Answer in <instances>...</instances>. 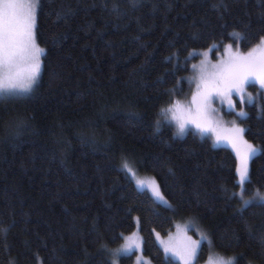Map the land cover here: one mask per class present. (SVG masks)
<instances>
[{"label": "trees", "instance_id": "1", "mask_svg": "<svg viewBox=\"0 0 264 264\" xmlns=\"http://www.w3.org/2000/svg\"><path fill=\"white\" fill-rule=\"evenodd\" d=\"M262 14L264 0H41L38 80L19 96L0 95V264H112L136 218L150 264H181L154 233L188 219L213 241L201 242L197 263L213 255L264 264V207L241 220L238 201L227 199L240 191L234 151L191 129L176 134L161 112L190 94L200 53L236 44L233 32L243 51L258 44ZM259 103L239 120L261 147L245 199L264 193ZM125 160L154 176L167 204L135 185ZM115 259L134 264L135 252Z\"/></svg>", "mask_w": 264, "mask_h": 264}, {"label": "snow or ice", "instance_id": "2", "mask_svg": "<svg viewBox=\"0 0 264 264\" xmlns=\"http://www.w3.org/2000/svg\"><path fill=\"white\" fill-rule=\"evenodd\" d=\"M40 4L41 0H0V94H3L4 98L29 92L37 82L41 70V56L44 53V49L40 48L37 43L36 34ZM56 15L58 19L62 18L60 13ZM63 18H67V13ZM230 35L236 38L235 42L239 49L240 41L244 37L236 32ZM225 53L227 59L210 67L205 61H202L200 66L192 65V72L198 75L196 91L192 95L187 116L184 115L185 109L180 101H170L169 107L162 108L161 112L171 113L172 119L177 124L176 134L183 135L186 126L191 124L199 132H212L217 141L224 139L231 145L238 161L236 174L240 191H232L227 195V199L238 201L237 212L240 219L243 220V213L247 208L253 205L264 207V193H261L259 189H256L251 196L245 199L248 191L247 185L251 183L249 161L261 151V147L249 143L245 139L247 129L241 127L236 120H233L228 128L219 127L218 122L213 119V113L216 110L212 105L214 98H219L222 103L227 101L229 108L234 110L233 95L235 94L239 96L242 105H253L259 101L260 111L264 112V91L258 92L255 97L245 92V85L253 79L259 84L260 89L264 90V36H261L259 43L246 54L239 50L233 51L231 44L226 46ZM172 55L177 61L176 70H180L178 53ZM204 55L207 57V53ZM190 58L191 54L185 59ZM22 64L28 66V71L23 76L17 70ZM179 84L178 80L177 85ZM193 108L195 109L194 114ZM235 115L241 121L247 118V113L243 108ZM122 169L131 171L126 160L122 163ZM140 183L142 182L137 181L138 185ZM153 185L152 192L155 200L167 204L159 191V186L155 185L154 181ZM224 191L227 193V189ZM168 208L174 211L170 204ZM187 230V225L183 230H180L185 232V235L179 245L173 243L172 237H169L168 242L161 241V244L165 254L170 252L173 256L179 257L181 264H194L198 259L199 251H201V241L193 240L187 236ZM201 236L210 247L213 246V241L207 234L201 233ZM157 238H159L158 233ZM125 240L126 243L122 248L111 252L112 264H117L115 257L122 253H128L133 248H140V244L137 243L139 237L135 233L130 237H125ZM106 251L111 250L106 249ZM235 261L236 258L232 257L228 260H221L218 264H235ZM209 264L212 262L210 261Z\"/></svg>", "mask_w": 264, "mask_h": 264}, {"label": "rangeland", "instance_id": "3", "mask_svg": "<svg viewBox=\"0 0 264 264\" xmlns=\"http://www.w3.org/2000/svg\"><path fill=\"white\" fill-rule=\"evenodd\" d=\"M229 44L232 45V50L233 51L239 50L241 53H244V54L248 53L253 47H255L257 45L256 44L252 48H250V49H248L246 51H243L240 48L237 49V44H232V43H229ZM229 44L224 45L221 49L209 48V49L205 50L204 52L200 53L195 65L200 66L201 62L205 61L210 67L211 65L218 64L221 60L227 59V55L225 53V48ZM204 53H207V57H205ZM257 55H259L258 52H257ZM17 70L23 76V75H25L27 73L28 66L25 65V64H22V65L19 66V68ZM194 74H195L194 83L192 85V89H191L190 94L188 95V97L186 99H182V100L179 99L178 100L184 106V109H185L184 115L185 116L188 115L187 109L191 105L192 95L196 91V83H197L196 77H197L198 74L197 73H194ZM249 83L258 84L254 79L253 80H249L247 84H249ZM247 84L245 86H247ZM0 95H3V94H0ZM233 103L235 105V109L234 110L232 108H229L227 101H224L222 103L219 98H214V102H213L212 107L216 111H215V113H213V119L218 122L219 127L228 128V126L229 127L231 126V122L233 120H236L237 123L240 124V126L242 127V122L239 121V119L236 117L235 113L241 111L242 108L244 110L246 105H242L240 103L239 96H237L235 94L233 95ZM258 103H259V101H258ZM192 111H193V114H194L195 109L193 108ZM169 117L172 120V122L176 124V122L172 119L171 113L169 114ZM190 129L195 131V132H197V134H199L200 136L209 137V139L211 140V142L215 146H228V147H230L232 149L231 145L227 142V140L221 139V140L217 141L215 134L212 133V132L201 133L193 125L188 124L186 126L185 131L190 130ZM221 134L223 135V133H221ZM235 155H236V153H235ZM128 172H129L130 177L134 181L135 185L141 190H146L153 197V192H152V189H153V186H154L153 185V181L155 182V185L158 186L157 181L154 178V176H152L150 174L140 173V172H138V171H136L135 169H132V168H131V171H128ZM137 181H141L142 183H140L138 185ZM159 191H160V188H159ZM164 199H165V197H164ZM154 200H155V198H154ZM158 202H161V201H158ZM161 203H163V202H161ZM186 225L188 226V230L186 232L187 236L191 237L193 240H200L201 242L203 241L202 236H201V233H203V232H201L197 228V225L195 223L190 222V220L188 219L186 221L176 223L174 228L171 231H169L168 233H166V234H161L159 232H155L154 233L155 240H156L157 244L160 246V248L162 249L163 252H164V247L161 244V241L168 242L169 241V237H172L173 238V243L179 245V243L181 242V240L183 239V237L185 235V232L180 231V230H183ZM191 230L193 232H191ZM133 233H135L139 237V240L137 241V243L140 244V248L139 249L133 248L132 250H130L128 252V253H130L132 251L135 252L134 264H150L148 257H146L143 254V252H142V236H141V233L139 231V222H138L137 218H136V225L134 226L133 230L130 233H128V234H126L124 236V239H123L122 243L120 244V246L118 247V249L122 248V246L125 245V243H126L125 237H130V236L133 235ZM157 233L159 234V238H157ZM164 254H165V252H164ZM165 255L172 256L173 258L180 260L179 257L173 256L170 252L168 254H165ZM228 259H229V257H225V256H213V255H210L207 258L206 261H204L202 263H197L196 260H195L194 264H209L210 261L212 262V264H218L219 261L228 260Z\"/></svg>", "mask_w": 264, "mask_h": 264}]
</instances>
